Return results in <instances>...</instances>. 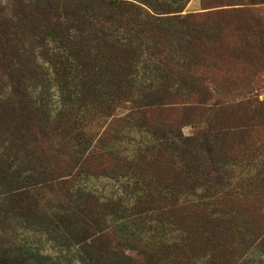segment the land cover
Listing matches in <instances>:
<instances>
[{
  "label": "trees",
  "instance_id": "16d2710c",
  "mask_svg": "<svg viewBox=\"0 0 264 264\" xmlns=\"http://www.w3.org/2000/svg\"><path fill=\"white\" fill-rule=\"evenodd\" d=\"M187 1L10 0L0 6V131L8 132L5 139H0L2 215L11 212V215L20 218L26 211H32L33 215L40 213L36 199L26 195L28 191L24 178L29 179L19 177L11 169L14 164H10L12 160L19 159L18 151L26 146L25 129L37 127L38 119L43 121L42 113H39L42 105L30 89L34 85L29 82L40 74L31 71L29 75L23 70L24 64L30 63V50L23 45L25 33H29L34 43L44 45V41H48L51 44L50 47H43L42 55L54 70L59 67L65 70L61 73L64 81H67L71 68L75 69V73L81 70V74L85 75L82 88L87 87V90L76 97L74 103L87 107L93 105L100 111L120 100L133 104V94L138 88L134 89V76L129 66L134 60V52L142 48L143 40L148 36V51L154 55L158 74L152 75L148 81V90L146 87L142 90L144 93L148 91L153 101L135 106L128 115V119H134L140 128L148 130V151L134 149L120 161L102 149L82 150L74 158L72 167L78 169L74 172L78 175L91 170L96 176L128 175L136 186L148 171V216L165 215L170 226L175 224V219L180 220L170 229L179 232V237L162 239L160 236L156 240L148 237L150 248L195 244L203 246V251H214L223 245L219 238L224 233L233 236L241 232L243 226L236 220L235 213L250 204L254 205L251 210L257 219L256 226L245 233L247 248L261 244L264 239L263 200L254 197L252 203L242 202L239 197L249 191L247 185L228 183L227 187H223L224 183L220 181L226 180L227 174L220 169L226 165L223 156L232 151H237L241 157L247 153L248 158L259 156V152L244 153L245 148L239 145L241 139L233 140L264 131V122L257 121L258 106L250 107L246 104L247 99L229 103L227 93L238 89L246 91L250 76L244 75L241 67L246 64L249 55L253 56V72L259 70L256 66L264 53V13L258 14L254 8L250 9L248 20H242L239 10L233 8L182 14ZM10 4L15 7L7 9ZM175 25L178 27L172 28ZM215 25L217 33L213 35L211 28ZM175 36H178L184 49L180 55L169 50L172 42L169 39ZM203 41L205 47L199 50V43ZM83 56L85 60H81ZM75 58H78L79 65L67 63ZM100 75L103 88L112 86L115 92L113 96L98 93L94 101L91 98L96 93L94 89H102L98 85ZM58 86L60 90H65L64 83L62 87ZM203 106L207 108L204 117L206 130L193 136H182L179 127L192 123L196 112ZM238 107L249 113L246 121L232 124L216 121L215 117L225 109ZM110 110L105 111L106 114ZM95 114L103 115L99 111ZM65 116L62 115L63 118ZM63 118L57 121L64 132L67 128L63 123L70 124V127L78 121L63 122ZM225 139L230 141H223ZM115 165L127 169L118 171ZM81 169L84 170L79 171ZM262 174L264 170L255 175ZM67 176L70 177L71 173ZM137 177L141 179L137 180ZM219 183L221 187H218ZM145 190L147 188L144 187ZM73 195L90 200L94 206L92 209L77 207L64 215L79 218L83 223L79 225V230L76 228L78 234L71 235L73 244L83 248L85 242L95 235L106 240L102 226L88 216L91 212H95L96 216L109 212L114 214V202L98 204L96 197L82 188ZM143 197L146 199L147 194ZM107 244L110 245L108 241ZM110 250L105 253L107 257L116 252ZM9 254L11 264H20L19 256L33 257L30 254L26 256L27 251L18 246ZM8 258V251L1 252L0 264H6ZM219 262L224 264L225 261Z\"/></svg>",
  "mask_w": 264,
  "mask_h": 264
},
{
  "label": "rangeland",
  "instance_id": "374dc122",
  "mask_svg": "<svg viewBox=\"0 0 264 264\" xmlns=\"http://www.w3.org/2000/svg\"><path fill=\"white\" fill-rule=\"evenodd\" d=\"M7 1L10 0H0V6H4ZM14 7L13 4L7 5V9ZM229 8L239 10L242 20H248L250 9L254 8L258 14L264 13V0H188L181 13ZM176 27L178 26L175 25L172 28ZM211 29L213 35L217 33L216 25ZM146 38L143 40L142 48L140 47L134 52L135 56H132L134 60L129 66L130 73L134 76L132 77L134 89L138 88L137 92L133 94L135 97L133 104L128 100L114 102L108 108L111 110L106 114L105 111L108 109L100 111L93 105L87 107L79 105V102L74 103L75 98L82 96L87 90V87L82 88L85 75L81 74V70L75 73V69L71 68L67 74V81H64V75L62 76L61 73L65 70L60 67L57 71L54 70L42 55L43 47H50L51 44H48V41H44V45L34 43L29 33H25L23 45L30 50V63H25L23 70L29 75L31 71L40 74V77L35 76L29 82L34 85V88L30 87V89L33 90L37 101L42 105L39 113H42L43 121L38 119L37 127L25 129L24 145L26 146L18 151L19 159L12 160L10 164H14L11 169L17 172L19 177L29 179L24 178L26 191H28L26 195L30 199H36L37 209L40 213L33 215L32 211L30 213L26 211L20 218L14 217L11 212L4 215L0 213V253L8 251L9 258L6 264L12 263L9 253L17 246L23 251H27L26 256L29 254L33 256L32 258L19 256L20 264H219V261H225L224 264H264V239L257 247L247 248L245 233L256 226L257 219L251 210L253 204L235 213L236 220L243 226L241 232L233 236L224 233L222 238L221 236L219 238V242H222L223 245L214 251H203L201 249L204 248L203 246L195 244L187 247L154 246L150 248L148 247V237L154 240L160 236L162 239L179 237V232L170 229H173L176 222L178 223L180 220L175 219V224L170 226L167 224L168 219L165 215L148 216V171L143 181L136 186L132 183L134 180L132 181L128 175L96 176V173L91 170L79 172L78 175L74 172L78 171L72 167L74 158L82 150L102 149L106 154L118 157L120 161L134 149L138 152L147 150L148 130L140 128L134 119H128L132 108L153 101L148 91L144 93L142 90V87H146L148 90V81L152 75L157 76L158 74L155 69L154 55L149 54L148 51L146 40L150 38L148 36ZM177 38L178 36L173 37L172 40L171 37L168 38L172 41L169 50L175 55H180L184 49ZM204 44V41L199 43V50L205 47ZM247 54L249 55V52ZM84 58V56L81 57V60H85ZM259 58L256 66L259 70L253 72V56L247 57L248 60L241 70L246 76L253 75L251 78L249 77L250 81L245 87L246 91L238 89L228 92L227 101L234 103L247 99L246 104H250V107L258 106L256 115L259 120L257 121L264 122V53ZM67 63L79 65L78 58L68 60ZM101 77L102 75H100L98 85L100 84L102 89H94L96 93L91 96L94 101H96L98 93L102 96H113L115 92L112 86L103 88ZM63 83L65 90L62 91L58 85L61 86ZM65 109H67L66 112H64ZM206 109L205 106L200 107L192 123L179 127L182 136H193L206 130L204 121ZM97 111L103 115L95 114ZM62 115L67 116L63 118ZM248 115L247 110L238 107L225 109L215 119L232 124L237 121H246ZM62 118L63 122H71L73 119L78 121L70 127H68L70 124L63 123V126L67 128V132H64L62 126H59V121ZM7 133L5 130L0 131V139H5ZM240 139L242 142H239V145L245 148L244 153L259 152V156L255 159L251 156L248 158L247 153L241 157L237 151H232L231 155H224L222 160L226 161V165L222 164L223 168L220 171L227 174V179H222L224 181H220V183H224L223 187H227L228 183L236 184L235 186L247 185L249 191L245 192L243 197L241 195L239 199L244 203H252L254 197L262 199L261 211L264 214V174L255 175L256 172L264 170L262 167L264 131L253 136L246 134L240 138L235 137L233 140ZM223 141L228 142L230 139ZM24 154L26 157H23ZM9 159L11 160V157ZM114 168L118 171L127 169L121 168L119 165H115ZM82 170L84 169L79 171ZM67 173H71V176L68 177ZM140 179L137 177V180ZM220 183L218 187L219 185L221 187ZM144 187L147 188V191H144ZM81 188L91 192L98 200V204L114 202L116 209L114 214L105 211L109 214L101 213L96 216L95 212H91L88 216L90 220L96 219L102 226L104 237H107L106 240L110 245L105 239L97 238V235L89 238L83 248L73 244L71 235L78 234L76 231L79 230V225L82 222L79 218L64 215H68L71 210L77 207L90 209L94 207L90 200L79 199L73 195L76 194L77 189ZM258 188L259 190H257ZM140 194L142 197H139ZM144 194H147L146 199L143 197ZM5 200L7 201L6 198ZM132 204L136 207H133ZM29 206L34 205L29 204ZM69 225L70 227H68ZM110 249H114L116 252L110 254L112 257L109 255L107 257L105 253L111 251Z\"/></svg>",
  "mask_w": 264,
  "mask_h": 264
}]
</instances>
